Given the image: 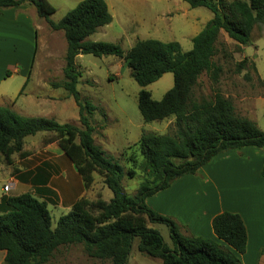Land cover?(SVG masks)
Wrapping results in <instances>:
<instances>
[{
  "label": "trees",
  "instance_id": "trees-1",
  "mask_svg": "<svg viewBox=\"0 0 264 264\" xmlns=\"http://www.w3.org/2000/svg\"><path fill=\"white\" fill-rule=\"evenodd\" d=\"M190 7H205L212 17L192 37V47L183 51L178 41L136 40L126 51L118 42L93 41L88 37L111 22L105 0H80L58 21L48 0H0V8L32 5L52 30H62L66 40L63 78L52 82L62 86L75 100L79 124L60 123L53 118L26 117L0 105V163L22 148L23 139L38 131H53L64 154L80 174L85 187L93 173L102 177L112 192L107 201L80 197L70 210L58 217L54 227L45 201L29 192L3 196L0 202V251L3 264H43L63 245L80 244L94 258L110 264H127L133 240L139 251L161 260V264H240L246 250L247 230L237 212L222 211L211 225L216 241L184 235L171 217L146 203V198L170 186L178 177L195 173L212 157L229 149L257 146L264 150V131L255 121L235 112L228 97L215 91L212 98H196L194 87L205 72L214 81L221 67L213 61L220 30L240 45L251 42L256 24L264 25V0H183ZM113 55L125 61L138 84L137 106L144 122L173 117L165 133L142 132L121 156L128 162L141 157L144 173L136 193L129 195L124 175L133 178L134 167L124 170L118 161L106 157L94 142L90 117L95 105L77 89L82 76L76 57ZM244 61V60H243ZM165 73H172L173 85L161 99L152 98L146 87ZM264 176V164L262 169ZM95 210V212L92 211ZM154 223H163L172 242L169 246ZM264 252V249L262 250Z\"/></svg>",
  "mask_w": 264,
  "mask_h": 264
},
{
  "label": "crops",
  "instance_id": "crops-1",
  "mask_svg": "<svg viewBox=\"0 0 264 264\" xmlns=\"http://www.w3.org/2000/svg\"><path fill=\"white\" fill-rule=\"evenodd\" d=\"M48 1L55 7L52 0ZM105 1L108 5V1ZM67 4L68 0H64L62 7ZM65 7L66 13L70 8ZM108 8L110 10V5ZM56 12L57 8L51 16L53 21H58ZM110 24L98 27L88 38L101 40L107 33L105 27ZM220 33L225 32L220 30ZM57 40L66 44L64 32L52 30L32 5L23 3L16 7L0 8V105L9 107L21 116L53 118L60 123L80 125L79 109L73 97L62 86L51 85L63 78L65 64V60H60L63 56L61 51L56 49ZM38 46L41 49L37 55ZM81 55H77L76 59ZM254 66L258 73L255 61ZM163 75V78L171 80L167 73ZM258 77L264 82L263 77ZM96 116L103 126V134L107 135L106 120L109 121L110 116L105 112L101 116L98 108H95L91 113V123ZM92 124L96 129L95 123ZM93 138L96 143L95 133ZM4 159L0 169H6L9 177L0 184V202L4 194L29 192L39 200L51 201L55 203L54 206L68 212L80 197H88L92 190L103 189L102 184L95 188L94 174L91 185L85 187L75 166L61 150L53 131L27 135L21 150L12 153L9 161ZM263 164L264 150L261 147L229 149L212 157L195 173L176 178L169 187L147 197L146 203L175 220L184 235L221 244L223 242L212 229L213 216L222 211L239 213L247 230L246 250L240 255V264H264ZM4 183L11 185L10 193L3 190ZM249 253L252 258L247 257Z\"/></svg>",
  "mask_w": 264,
  "mask_h": 264
},
{
  "label": "rangeland",
  "instance_id": "rangeland-1",
  "mask_svg": "<svg viewBox=\"0 0 264 264\" xmlns=\"http://www.w3.org/2000/svg\"><path fill=\"white\" fill-rule=\"evenodd\" d=\"M52 1L57 8L56 19L59 20L65 14L64 11L67 9L65 6L71 9L76 5L75 1L77 0H68V4L64 7H62L64 0ZM107 1L110 5L112 21L110 26L105 27L107 33L101 40L118 42L125 51L136 40L149 38L161 41H178L182 50L187 51L192 47V37L212 17V13L207 8L190 7L183 0ZM251 39L252 42L244 46L229 38L225 33H220L213 56V61L221 67L218 78L214 81L207 73L203 72L194 87V95L196 98H212L215 91L222 93L231 99L237 114L243 116L249 114L247 117L253 119L264 131V82L258 77L260 75L264 78V25L262 23L256 24ZM59 41L56 42V49L61 51L63 56L60 60L64 62L66 44L65 41L64 44ZM34 44L35 42H33V47ZM40 49L38 46L37 55ZM76 61L82 74L77 85L78 91L85 96V99L94 104L95 108H98L101 116L102 112L110 116V120H106L107 135L103 134V126L98 117L92 119V123H95V127H97L94 132L96 144L103 145L100 147L106 157L111 158L112 161H118L125 171L130 167L136 169L133 178L124 175L122 180L125 191L133 196L140 180L144 178V173L140 169L141 157L137 155V161L128 162L121 156L122 151L128 145L135 143L142 132L165 133L171 131L174 118L151 122L143 121L137 106V94L140 87L131 76L130 69L125 65L123 59L113 55L96 57L91 54H82ZM167 75L171 77L170 81L163 78V75L146 87L150 90L153 99H161L165 91L172 87L173 75L172 73H167ZM69 117L72 118L71 114ZM4 161L6 160L4 159ZM3 166L6 165L3 164ZM93 174L96 179L95 188L98 189L102 184L103 189L92 190L88 197H84L90 201H95L98 198L109 200L112 197V192L104 185L103 179L98 173L94 172ZM8 177L6 169L1 167L0 179H3L0 180V184L7 181ZM5 196L7 195L4 194ZM46 203L51 215V225L54 227L59 215L65 213L66 210H62L60 206H54L55 203L51 201ZM92 211L95 212L94 209ZM148 224L154 226L161 233L164 241L172 246L168 229L163 223ZM137 243L138 239L135 238L127 264H161L160 259L139 251ZM3 257L4 251H0V264H3ZM248 258H252V254ZM43 264H110V261L90 257L85 253L82 245L71 244L59 246L49 260Z\"/></svg>",
  "mask_w": 264,
  "mask_h": 264
},
{
  "label": "built area",
  "instance_id": "built-area-1",
  "mask_svg": "<svg viewBox=\"0 0 264 264\" xmlns=\"http://www.w3.org/2000/svg\"><path fill=\"white\" fill-rule=\"evenodd\" d=\"M2 188H3V190H4L5 192H7V191L10 190L11 185H10L9 183H4V184L2 185Z\"/></svg>",
  "mask_w": 264,
  "mask_h": 264
},
{
  "label": "bare ground",
  "instance_id": "bare-ground-1",
  "mask_svg": "<svg viewBox=\"0 0 264 264\" xmlns=\"http://www.w3.org/2000/svg\"><path fill=\"white\" fill-rule=\"evenodd\" d=\"M251 256V254H249L247 257Z\"/></svg>",
  "mask_w": 264,
  "mask_h": 264
}]
</instances>
